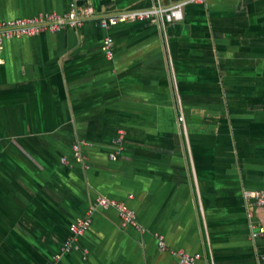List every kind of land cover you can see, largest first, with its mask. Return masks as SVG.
<instances>
[{"label":"crops","instance_id":"0c3cea01","mask_svg":"<svg viewBox=\"0 0 264 264\" xmlns=\"http://www.w3.org/2000/svg\"><path fill=\"white\" fill-rule=\"evenodd\" d=\"M72 4L96 17L154 7L0 0V22ZM178 4L183 20L165 26L109 31L90 19L2 40L0 264H180L176 249L202 254L200 264H264V237H250L264 229V207L248 195L264 191V0L165 1ZM98 195L125 201L145 232L100 209L79 249L64 254Z\"/></svg>","mask_w":264,"mask_h":264},{"label":"built area","instance_id":"2783aa9c","mask_svg":"<svg viewBox=\"0 0 264 264\" xmlns=\"http://www.w3.org/2000/svg\"><path fill=\"white\" fill-rule=\"evenodd\" d=\"M152 1L154 2V7L152 9L108 17H96V10L92 6L81 7L77 4H72L70 11L61 15L55 12H50L40 14L35 18H20L9 22H0V44L2 43V40L36 36L48 30L56 32L63 29L65 25L70 27L83 26L85 21L90 19H98L101 28L109 31L116 25L128 21L146 22L150 20H159L162 26H165L166 24L176 23L183 20L184 4L167 6L165 5L166 0ZM104 50L107 57L112 58L114 55V48L113 39L111 37L105 38ZM179 122H183L182 116L179 117ZM124 136V131L119 130L118 137L116 139V143L119 146H122ZM72 150L73 153H75L77 161L82 162L87 160V158L81 153V144L76 143L72 146ZM111 158H114V155H111ZM62 163H66V160L62 159ZM85 168L88 169L87 166ZM248 195L251 196L257 206L264 207V191H253L249 192ZM111 208L118 210L120 216L122 217L124 226H133L145 232V229L141 226V223L138 220L137 212L128 206L125 201L98 195L90 204L86 215L80 219L79 222L73 223L71 226V237L67 239L63 245V253L67 254L72 250H78L79 239L92 227L95 213L100 209L109 210ZM254 228V226L251 227V239L256 240L263 238V227L257 226L256 232H254ZM156 238L158 241V247L161 251L169 250L168 245L161 234H156ZM172 253L179 259L180 264H200L203 259V255L200 253L189 254L182 249L173 250ZM59 259L60 256H55L56 261Z\"/></svg>","mask_w":264,"mask_h":264}]
</instances>
